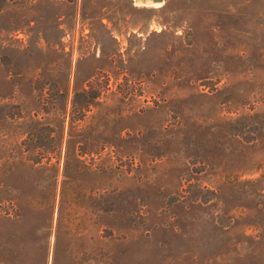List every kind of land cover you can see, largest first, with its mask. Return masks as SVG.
I'll use <instances>...</instances> for the list:
<instances>
[{
	"label": "rangeland",
	"instance_id": "374dc122",
	"mask_svg": "<svg viewBox=\"0 0 264 264\" xmlns=\"http://www.w3.org/2000/svg\"><path fill=\"white\" fill-rule=\"evenodd\" d=\"M2 15L0 264H53L66 144L82 140L69 108L100 72L86 124L114 145L69 170L58 264H264V0H18ZM50 140L59 163L37 147Z\"/></svg>",
	"mask_w": 264,
	"mask_h": 264
},
{
	"label": "trees",
	"instance_id": "16d2710c",
	"mask_svg": "<svg viewBox=\"0 0 264 264\" xmlns=\"http://www.w3.org/2000/svg\"><path fill=\"white\" fill-rule=\"evenodd\" d=\"M18 0H0V19L2 18L3 11L7 8L17 6ZM21 27L10 28V31H16ZM70 63L68 65V70L70 72ZM104 76V73L100 72L95 76L92 74L89 76L85 83L82 86L76 85L74 89L73 98L71 101V105L69 108V117H70V137L73 136V132H80V136H82V140H73L69 139L66 144L65 150V176L66 180L61 190V205L59 210V219L57 224V233L54 244V258L53 264H58L60 252L62 250L61 246L63 245L62 237H61V228L63 226V203L67 198V184L69 177V170L73 171L76 175L81 173L82 171L89 168L90 164L88 163V158L91 160H95L96 156H99L107 146H113V143L107 144L106 142H102L101 140H97L96 137L91 139V136H94L95 133H98L97 127L88 126L87 119L89 114L94 110L97 105H100L102 102V98L105 95V91L109 89V83L105 81V84L102 85L103 80L101 77ZM94 77V78H93ZM66 114V112H65ZM68 116V113H67ZM65 117V116H64ZM90 128L89 135L86 134L87 128ZM90 136V139H89ZM42 154L45 153V156L49 158V161H53L54 158L58 160L56 163H59V155L61 154L62 143L57 145L55 140H50L47 144H39L37 146ZM88 157V158H87ZM72 163V165H71ZM56 165V164H55ZM71 165V166H70ZM57 174H55L56 176ZM56 180V177H54ZM80 191L74 190L72 192V204L74 208L78 207L80 201ZM99 209L102 212L107 211V207L104 203L99 205ZM78 231H75L76 234H81L79 227H77ZM66 232V231H65Z\"/></svg>",
	"mask_w": 264,
	"mask_h": 264
}]
</instances>
